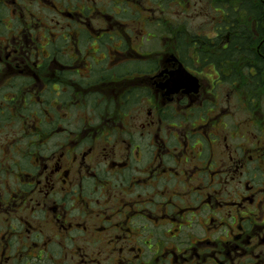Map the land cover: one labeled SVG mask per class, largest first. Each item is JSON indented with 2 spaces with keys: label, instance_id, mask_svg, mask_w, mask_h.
<instances>
[{
  "label": "flooded vegetation",
  "instance_id": "af4514ba",
  "mask_svg": "<svg viewBox=\"0 0 264 264\" xmlns=\"http://www.w3.org/2000/svg\"><path fill=\"white\" fill-rule=\"evenodd\" d=\"M207 2L0 0V264H264V0Z\"/></svg>",
  "mask_w": 264,
  "mask_h": 264
},
{
  "label": "trees",
  "instance_id": "16d2710c",
  "mask_svg": "<svg viewBox=\"0 0 264 264\" xmlns=\"http://www.w3.org/2000/svg\"><path fill=\"white\" fill-rule=\"evenodd\" d=\"M225 3L223 2L222 5H224ZM226 4H230L228 2H226ZM239 6V13H238V32H239V38L240 37H244L246 34H248L246 28L248 27L249 28V17H253V22H259L260 21V16H261V10L259 9L260 6H263V4H260L259 6H255L254 4L252 3H249L247 0H238V5ZM255 22V23H256ZM245 42L243 43H239L237 45V50L235 51L234 49V46H230L227 50L223 49L221 54L224 55V54H233L235 53L237 56H238V59L241 57V56H244L246 54H250L251 52L250 51H246L247 48H249V46H247L246 44H244ZM256 46V45H254ZM253 46V47H254ZM264 50V48H263ZM253 54H256V52L254 51ZM244 61V60H242ZM257 82L259 80H256ZM255 85V89L256 87L258 86L257 83L254 84Z\"/></svg>",
  "mask_w": 264,
  "mask_h": 264
},
{
  "label": "rangeland",
  "instance_id": "374dc122",
  "mask_svg": "<svg viewBox=\"0 0 264 264\" xmlns=\"http://www.w3.org/2000/svg\"><path fill=\"white\" fill-rule=\"evenodd\" d=\"M221 1H225V0H221ZM247 1L252 3V4H254L255 6H259L260 4H263L262 0H250V1L247 0ZM209 5L210 4L207 2V0H204V3L200 2V0H191L192 11H196V9L199 7L200 11H204V13L208 15L210 11H207L206 7H208ZM207 21L208 20L203 15L196 16L194 18L191 17L190 20H189V26L192 27V28H197L198 30L206 29L208 26H206L204 23L207 22ZM263 22H264V20H263ZM151 31L157 32V30L155 29V26H152ZM263 37L264 36H262V35L259 36L258 40L262 39ZM260 48H261V46L259 47L258 45H256V46H254V51L258 50ZM263 48H264V46H263ZM263 109H264V107H263ZM244 114L245 113L242 112V115H244Z\"/></svg>",
  "mask_w": 264,
  "mask_h": 264
}]
</instances>
